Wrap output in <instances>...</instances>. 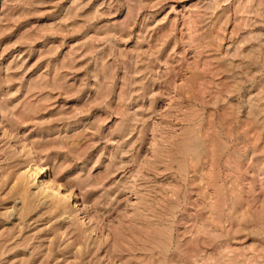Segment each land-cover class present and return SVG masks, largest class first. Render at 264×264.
<instances>
[{"label":"rangeland","instance_id":"374dc122","mask_svg":"<svg viewBox=\"0 0 264 264\" xmlns=\"http://www.w3.org/2000/svg\"><path fill=\"white\" fill-rule=\"evenodd\" d=\"M0 264H264V0H0Z\"/></svg>","mask_w":264,"mask_h":264},{"label":"bare ground","instance_id":"6f19581e","mask_svg":"<svg viewBox=\"0 0 264 264\" xmlns=\"http://www.w3.org/2000/svg\"><path fill=\"white\" fill-rule=\"evenodd\" d=\"M31 162L32 163L30 164V166L24 171L25 173L23 172L24 173L23 178L29 179V181H31V179H34L35 181L38 182V183L36 182L38 188L37 190L42 196V198L47 199L49 197H53V198L61 197V199L69 203V206L71 207L70 212L74 213L75 215L78 211V208L76 204L71 201V197L68 196L70 194L64 195L63 193H61L62 191L60 192V186L58 185V183L51 182V180L45 181L43 179V175L46 172V166H40L36 160H33Z\"/></svg>","mask_w":264,"mask_h":264}]
</instances>
